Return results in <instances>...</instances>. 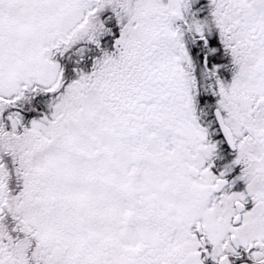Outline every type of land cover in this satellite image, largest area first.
Returning a JSON list of instances; mask_svg holds the SVG:
<instances>
[{"label": "snow or ice", "instance_id": "obj_1", "mask_svg": "<svg viewBox=\"0 0 264 264\" xmlns=\"http://www.w3.org/2000/svg\"><path fill=\"white\" fill-rule=\"evenodd\" d=\"M0 264H264V0H0Z\"/></svg>", "mask_w": 264, "mask_h": 264}]
</instances>
